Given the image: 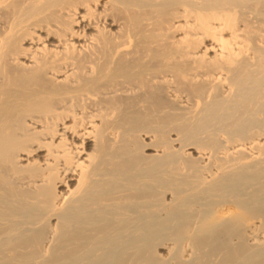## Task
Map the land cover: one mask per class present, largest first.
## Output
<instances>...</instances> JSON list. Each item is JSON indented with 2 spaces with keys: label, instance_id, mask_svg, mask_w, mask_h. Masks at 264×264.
<instances>
[{
  "label": "bare ground",
  "instance_id": "6f19581e",
  "mask_svg": "<svg viewBox=\"0 0 264 264\" xmlns=\"http://www.w3.org/2000/svg\"><path fill=\"white\" fill-rule=\"evenodd\" d=\"M0 264H264V0H0Z\"/></svg>",
  "mask_w": 264,
  "mask_h": 264
}]
</instances>
